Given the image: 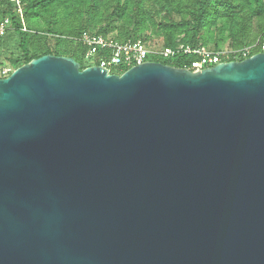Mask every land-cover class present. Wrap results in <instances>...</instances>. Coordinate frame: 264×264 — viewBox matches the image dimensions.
<instances>
[{
	"label": "water",
	"instance_id": "95a60500",
	"mask_svg": "<svg viewBox=\"0 0 264 264\" xmlns=\"http://www.w3.org/2000/svg\"><path fill=\"white\" fill-rule=\"evenodd\" d=\"M0 264H264V53L0 78Z\"/></svg>",
	"mask_w": 264,
	"mask_h": 264
},
{
	"label": "trees",
	"instance_id": "16d2710c",
	"mask_svg": "<svg viewBox=\"0 0 264 264\" xmlns=\"http://www.w3.org/2000/svg\"><path fill=\"white\" fill-rule=\"evenodd\" d=\"M25 24L10 0H0V17H10L20 53L10 63L14 70L46 55L71 57L86 67L76 50H61L66 42L86 51L79 38L86 32L118 41L159 40L167 48L184 44L221 51L220 22L228 23V48L264 53V0H22ZM3 39V38H2ZM0 39V42L1 40ZM55 46L56 51L52 50ZM226 49V50H227ZM197 55L179 54L170 62L193 71ZM242 60V59H240ZM157 61V60H155ZM160 62V61H157ZM13 70V71H14ZM120 75V74H119Z\"/></svg>",
	"mask_w": 264,
	"mask_h": 264
},
{
	"label": "built area",
	"instance_id": "2783aa9c",
	"mask_svg": "<svg viewBox=\"0 0 264 264\" xmlns=\"http://www.w3.org/2000/svg\"><path fill=\"white\" fill-rule=\"evenodd\" d=\"M17 8L22 19L23 31H28L25 24L22 0H10ZM13 24L10 17L0 20V39L4 38L6 33L13 30ZM79 42L86 48L85 58L93 56L100 57L101 61L97 65L107 68L111 73L110 67H121L129 70L132 67L142 65L150 60V57L172 59L179 54L197 55L199 60L192 63L193 71L199 72L203 69L214 67L216 65L227 63L230 61H242L249 58V49L242 51L233 50H210L206 47L192 48L184 44L178 45L176 49L167 48L159 40H155L151 45L147 40L139 38L136 40L118 41L112 37H105L99 34L84 33ZM242 59V60H240ZM157 62V61H155ZM13 70L4 67L1 71V78H7L12 74Z\"/></svg>",
	"mask_w": 264,
	"mask_h": 264
},
{
	"label": "rangeland",
	"instance_id": "374dc122",
	"mask_svg": "<svg viewBox=\"0 0 264 264\" xmlns=\"http://www.w3.org/2000/svg\"><path fill=\"white\" fill-rule=\"evenodd\" d=\"M1 19L2 17H0V20ZM220 25H221V30L219 32L218 41L221 39V41H219L221 48L226 50L228 48V30H227L228 23L225 20H223L220 22ZM70 48L76 50L79 60H81L86 67L97 66L101 61V58L96 56L85 58L84 51L81 49V47L75 44L70 45L66 42H63L60 49L69 50ZM52 50L56 51L55 46L52 47ZM19 53H20V47H19L18 35L13 30H11L10 32L6 33V35L0 42V78H1V71L4 67L14 70V67L10 63V60L16 54ZM150 60H157L164 63L171 61V59L156 58V57H150ZM110 70L112 74H122V72L124 71L122 70L121 67H117V68L110 67Z\"/></svg>",
	"mask_w": 264,
	"mask_h": 264
}]
</instances>
